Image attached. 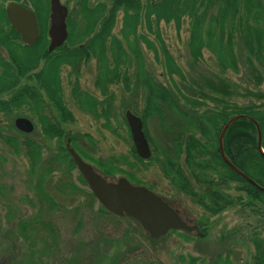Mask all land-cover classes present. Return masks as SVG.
<instances>
[{
    "label": "trees",
    "instance_id": "obj_1",
    "mask_svg": "<svg viewBox=\"0 0 264 264\" xmlns=\"http://www.w3.org/2000/svg\"><path fill=\"white\" fill-rule=\"evenodd\" d=\"M3 1L0 0V145L11 155L26 158L25 178L35 198H22L35 206V211L23 217L15 203L4 208L7 223L18 226L16 231L0 233V264H22V238L33 240L44 256L47 254L44 264H158L157 243L175 233L190 240L195 233L171 230L166 236L153 238L132 217L116 215L100 204L68 151V138L102 175L113 179L125 176L134 184H146L132 172L136 165L128 156L96 158L79 145V135L66 129L65 125L74 122L75 117L64 100L65 66L70 68V77L76 78L72 96L94 113L100 114L101 109L106 118L113 115L115 94L111 85L121 84L122 90L133 98L128 110L138 111L139 100H143L140 115L152 154L143 159L133 147L132 160L158 165L174 186L210 215L240 203L257 215L256 224H264V190L236 173L220 150L223 128L239 115L258 123L264 149V0H81L79 19L72 21L77 6L69 8L68 39L53 52L48 50L47 28L43 25L34 46L22 42L8 21ZM24 1L32 3L37 11L42 9V0ZM120 14L121 27L116 31ZM40 16L44 19L43 12ZM185 17L191 25L188 47L192 62H203L205 49L217 60V70L208 65L210 74H203L200 79L186 74L160 30L161 24L171 22L180 30ZM141 26L145 31L140 32ZM141 44L163 67L160 76ZM91 59L97 63L95 85L105 97L102 100L82 89L77 80ZM243 68L247 84L236 89L227 73ZM183 86L190 94L184 92ZM27 108L39 124L32 133L15 125V119L26 115ZM150 118L161 127V150L146 132L145 123ZM83 137L95 144L89 134ZM224 150L238 168L264 187V154L259 149L258 128L251 119L241 117L229 126ZM231 189L236 190L237 196L228 192ZM4 193L0 185V198ZM79 196L87 198L89 204L85 208L72 209V205L63 202H73L74 199H66ZM123 219L135 223V227L122 226ZM204 221L203 216L198 219L200 229L208 226V221ZM104 226L114 228L119 235H112L111 229ZM85 228L97 237L89 256L82 250L87 245L82 234ZM260 232L258 227L250 232L257 249L264 244L259 240ZM230 252L226 259L218 255L209 260L194 254L180 257L186 264H235L230 261ZM251 259L249 264H264L262 255Z\"/></svg>",
    "mask_w": 264,
    "mask_h": 264
},
{
    "label": "rangeland",
    "instance_id": "obj_2",
    "mask_svg": "<svg viewBox=\"0 0 264 264\" xmlns=\"http://www.w3.org/2000/svg\"><path fill=\"white\" fill-rule=\"evenodd\" d=\"M9 1L10 0L3 1L2 6L6 8ZM61 1L66 5H69L70 9H73L77 6V9L74 10V13H72V21L79 19V10H82L81 0H78V4L76 5L75 0ZM27 4H31V6H33V4L30 2ZM42 12V9H39V13L41 14ZM121 17L122 15L120 14L118 16V21L116 24V31H118V29H120L121 27ZM91 18H94V16ZM161 26L162 27L160 28V30L163 32V35L167 40L170 51L173 53L177 61L182 65L184 71L188 76H192L195 79H200L201 75L203 74L209 75L211 70L209 69L208 65L213 66V68L217 70L215 66L217 62L216 56L207 49L204 50L203 62H192L188 47L191 32L189 18H183L180 30H177L174 22H171L169 24H161ZM76 29L77 28H74L75 33ZM143 31H145V27L141 26L140 32ZM47 39L49 40L48 32ZM144 46V44H141V48H143L145 55L153 64L155 73L160 76L163 67L155 61L154 54L151 51H147ZM109 59L112 60V57L110 56ZM69 72V67H63L62 85L64 100L71 112L74 114L75 121L68 122L65 127L68 131H70L72 135L80 136L78 137L79 145L87 150L90 155H93L96 158H102L112 155L128 156L130 160L136 165V167L132 169V172L141 180H143L146 185L152 187V190L157 192L167 201L174 204L180 210V213L185 217L187 221H189L191 224H198L197 221L198 219H200V217L202 218V216L203 220L208 221V226L200 229V232H203V235L200 236L197 232H195L192 234L193 237L190 240L183 239V237H180L177 233L171 236L164 235L166 237L155 245V250L157 252L156 256L159 260L158 264H186L181 261L182 259L180 256L187 257L189 254L199 256L201 255L209 260L213 257H217L218 253L223 252L224 259H226V254L230 251L231 255L229 256L231 262H236L235 259L240 260L242 258L247 261L250 260V257H254V255H252L253 251H255V246L253 243L250 244V247L247 244L238 246L236 244V241L238 238L244 239L245 237H247V235L242 230H248L249 232L253 230L252 226L256 225L257 223V215L253 213L251 209L247 208V206L241 205L240 203L236 206L227 208L218 215H210L189 196H187L176 186H174L169 181V179L163 175L158 165L152 163L140 164L137 161L132 160V148L135 147V145L125 115L126 111L128 110V105L133 98H131L127 92L122 90L123 86L121 84L111 85L110 89L115 94V101L113 104V115L110 116V119H108L104 116L101 109L100 114L94 113L82 107L76 102V100L72 96V89L76 78H71ZM96 72L97 63L94 59H91L82 67L81 73L77 77V80L79 81L82 89L94 94L97 98L102 100L105 97L100 94L99 88L95 85ZM227 75L235 83L236 89L243 88L245 84H247V75L244 68L240 72L230 71L229 73H227ZM161 78L163 77L161 76ZM175 80L178 81V83L181 82L179 77H175ZM25 81L33 84V82L30 80ZM183 90L185 93L190 94L187 87L183 86ZM237 97L238 96L233 95V98ZM138 107V111L135 110L132 112L142 117L140 114L142 113L143 100H139ZM25 112L27 114L23 116L31 118L38 128L39 124L37 117L33 115V113H31L29 108H27ZM145 125L146 132L152 138L153 143L159 150H161L164 140L163 133L158 121L154 118H150L146 120ZM85 134H89L95 139L94 145L90 141H88L87 138L83 137ZM27 164L28 163L26 161V158L11 155L7 150H5L3 146L0 145V185L4 188L5 192V196L0 198V233L6 232L7 230H17L18 225L16 223H14V225L8 224L4 217V208L10 206V204L13 206V204L15 203L14 207H20L23 217L25 216V214L30 215L35 211V206L26 203V200L22 198V196L26 195L30 198L34 197V192L32 189H30L25 178ZM2 184H4V186ZM228 192H230L234 196H237V192L235 189H231ZM73 199V202H63L68 205H72L70 206L72 207V209L76 207L85 208V206L89 204L85 196H79L66 200ZM97 205H95V207H97ZM57 218L58 221L62 223L60 214L57 215ZM88 221L93 223V220L90 217H88ZM206 221H204L203 223L206 224ZM121 222V225L126 228L128 224L135 227V223H130L128 220L123 219ZM249 224L252 225L248 228ZM104 227L108 230L111 229L110 232H112V235H119L114 230V228H109L108 226ZM124 227H120L121 231L124 230ZM65 228H67V225L65 226ZM130 228L132 229V227ZM205 228L207 229L205 230ZM64 234H66L67 236L70 235L66 232ZM82 234H84L83 239L85 244H87L82 250H84L85 253L88 254L87 256H89L96 245L95 242L97 240V237L88 228H85ZM238 234H240L241 237H238ZM76 240L77 239L75 238L74 243H77ZM249 249L251 250V255H248ZM22 251L23 252L21 253V255H25L22 259V264H44V259L46 260L45 256L47 254L44 256V254L40 250V246L36 242L28 238H22Z\"/></svg>",
    "mask_w": 264,
    "mask_h": 264
},
{
    "label": "water",
    "instance_id": "obj_3",
    "mask_svg": "<svg viewBox=\"0 0 264 264\" xmlns=\"http://www.w3.org/2000/svg\"><path fill=\"white\" fill-rule=\"evenodd\" d=\"M50 11V26L48 30L50 43L48 50L52 52L62 46L68 38V7L61 0H51ZM6 15L10 24L20 34L23 43L28 46L35 45L40 36L35 11L17 1H11L6 6ZM125 116L138 155L143 159L150 158L152 152L143 128L142 118L131 110H127ZM241 117H248L255 123L259 131V149L264 154L259 125L253 118L246 115L235 116L225 125L220 137V150L225 162L236 173L264 190L263 186H260L254 179L238 168L224 150V137L227 129ZM15 125L26 133H32L35 129L33 121L23 116L16 118ZM67 147L89 188L100 204L108 211L119 216L126 214L132 217L153 238L167 235L171 230L197 231L200 235H203L197 224L191 225L185 221L177 209L150 188L133 184L124 176L115 180L102 175L90 162L86 161L71 147V138L68 139Z\"/></svg>",
    "mask_w": 264,
    "mask_h": 264
},
{
    "label": "flooded vegetation",
    "instance_id": "obj_4",
    "mask_svg": "<svg viewBox=\"0 0 264 264\" xmlns=\"http://www.w3.org/2000/svg\"><path fill=\"white\" fill-rule=\"evenodd\" d=\"M43 2H42V11H43V18L44 19H41V16H40V13H39V11H37L36 10V8L34 7V5L33 6H31V4L30 5H28L27 4V2L26 1H24V0H21V2H19V3H21V4H23V5H25V6H27V7H30L31 9H33L34 11H35V13H36V15H37V20H38V25H39V30H40V36H41V28H42V25L43 26H46V28H47V32H48V29H49V26H50V1L51 0H42ZM48 7H49V12H48ZM41 19V20H40ZM40 38V37H39ZM39 40V39H38ZM38 40L36 41V43L38 42ZM35 43V44H36ZM49 45V44H48ZM53 52V51H52ZM42 64H44V62L42 61ZM101 94V93H100ZM179 211V210H178ZM252 224H250V225H248V228L251 226ZM252 227H258V229L260 230V231H262V232H260V238H259V240L262 242H264V224H263V222L261 221L260 223H258V224H256V225H253ZM238 230H240V229H238ZM242 231H244V233L247 235V237H245L244 239H241V238H238L237 239V241H236V244L238 245V246H243V245H245V244H247L249 247H250V244L251 243H253L254 244V246H255V248H254V250L255 251H253V249H252V251H253V254L252 255H257V256H259V255H262L263 257H264V244L263 243H261L260 244V247H259V249H257L256 248V244H255V242H253L251 239H250V232L247 230V231H245V230H242ZM238 237H241V235L240 234H238L237 235ZM247 242V243H246ZM246 245V246H247ZM248 255H251V250L249 249L248 250ZM227 254H229V252L227 253ZM226 254V255H227ZM218 256H221L223 259H224V253L223 252H220V253H218L217 254ZM248 258V257H247ZM236 260V262H234L235 264H246V262L248 261V264L250 263V260H252L251 259V257H250V260H244L243 258L242 259H240V260H238V259H235ZM222 262V261H221ZM223 262H224V260H223Z\"/></svg>",
    "mask_w": 264,
    "mask_h": 264
}]
</instances>
